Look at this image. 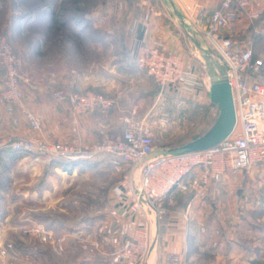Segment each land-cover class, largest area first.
<instances>
[{
	"label": "rangeland",
	"instance_id": "374dc122",
	"mask_svg": "<svg viewBox=\"0 0 264 264\" xmlns=\"http://www.w3.org/2000/svg\"><path fill=\"white\" fill-rule=\"evenodd\" d=\"M165 7L164 0H0V37L13 45L28 72L23 89V84L33 76L27 62L39 67L38 73L60 58L77 61L83 67L91 61L102 62L109 51L102 38L103 26L115 31L111 41L120 47L122 37L129 31L131 16L146 14L153 8L165 10ZM246 20L248 24L241 30L237 24L226 30L230 29L235 37L234 33L241 34L246 28L243 37L235 38L251 48L253 56L264 59V13L258 19L246 17ZM207 42L209 61L202 58L196 69L206 87L228 69L216 44L208 39ZM102 69H98L99 76ZM4 76L0 65V92ZM258 76L264 82V65ZM187 106L185 109L172 104V109L166 106L152 112L146 120L128 122L127 119L123 127L113 125L111 133L97 141L119 135L118 129L125 130L130 122H145L152 128L156 147L182 145L208 131L219 114L218 106L210 104L205 91L204 102ZM0 108L13 123L19 122L22 107L17 106L12 114L1 103ZM12 115L17 120L13 121ZM32 136L83 147L97 142L83 145ZM32 136L0 135V264H126L119 256L126 234L122 238L111 235L113 226L107 220L117 218L112 209L113 201L119 197L116 190L122 188V196H130L132 180L138 182L137 175L113 156L83 159V164L76 167L74 164L81 159L1 145L5 139ZM238 185L243 187L240 182ZM255 200L258 207L264 204L263 198ZM258 218L260 215L254 213L253 219Z\"/></svg>",
	"mask_w": 264,
	"mask_h": 264
},
{
	"label": "crops",
	"instance_id": "0c3cea01",
	"mask_svg": "<svg viewBox=\"0 0 264 264\" xmlns=\"http://www.w3.org/2000/svg\"><path fill=\"white\" fill-rule=\"evenodd\" d=\"M221 1L164 0L167 9L153 8L146 14L130 17L129 31L122 37L120 47L111 41L115 31L103 26L102 38L109 51L102 62L91 61L83 67L77 61L60 58L42 73H38L39 67L27 62L33 76L23 84L24 105L40 118L42 128L33 130L23 113H19V122L13 123L0 108V135H40L87 145L109 135L113 125L123 127L127 119L128 122L146 120L152 112L166 106L172 109V104L186 109L190 103L204 102V91L209 96L210 83L206 87L201 81V87L195 90L179 84L160 89L138 67L136 59L145 46H158L180 55L185 67L196 71L202 58L209 61V43L204 32L213 7ZM173 5L183 14L184 21ZM236 24L241 30L248 21L242 14L233 26ZM245 29L234 34L243 37ZM224 33L233 34L230 29ZM100 68H103L101 76ZM92 89L115 98L116 106L76 114L71 100H59L55 96L59 92L70 94ZM210 104L214 105L211 100ZM123 131L122 128L117 132ZM83 161L78 160L74 166ZM239 182L243 187H237ZM185 183L188 188L172 190L157 211L137 209L130 196L117 193L119 197L112 206L117 218L107 220L113 226L111 235L122 238L126 234V239L148 223L155 237L149 264H264V222H261L264 204L258 207L255 200L264 199V160L236 174L225 175L220 182L203 186L198 172H193ZM259 187L262 188L258 190ZM256 212L260 215L258 220L253 219Z\"/></svg>",
	"mask_w": 264,
	"mask_h": 264
},
{
	"label": "built area",
	"instance_id": "2783aa9c",
	"mask_svg": "<svg viewBox=\"0 0 264 264\" xmlns=\"http://www.w3.org/2000/svg\"><path fill=\"white\" fill-rule=\"evenodd\" d=\"M264 13V0H222L213 7L205 34L215 43L228 63L226 75L232 86L237 111L234 131L219 144L210 148L183 154L150 156L156 146L152 128L145 122H130L122 134L105 137L83 147L71 143L50 142L41 137L5 139L1 145L20 150L57 155L66 159H90L97 155L113 156L130 167L138 182L132 180L130 195L135 208L157 211L166 196L175 188L186 190L185 179L198 172L200 184L205 186L220 182L225 175L236 174L252 164L264 160V82L259 73L263 58H254L253 51L235 37L225 34L243 14L250 20ZM138 66L161 87L179 84L191 90L199 87L198 73L186 68L183 58L158 46L145 47L137 57ZM0 65L5 72L0 103L12 114L17 106L30 127L39 131L40 118L24 107L22 83L29 76L13 45L0 37ZM59 100H71L76 114L93 112L99 108L112 109L115 98L93 90H77L70 94L57 93ZM11 119L17 120L13 115ZM119 195L122 188L116 190ZM144 195L147 203L141 196ZM155 237L149 225L142 226L132 236L124 239L119 256L126 264H143L148 260Z\"/></svg>",
	"mask_w": 264,
	"mask_h": 264
},
{
	"label": "water",
	"instance_id": "95a60500",
	"mask_svg": "<svg viewBox=\"0 0 264 264\" xmlns=\"http://www.w3.org/2000/svg\"><path fill=\"white\" fill-rule=\"evenodd\" d=\"M174 9L179 17L184 21L183 14ZM209 97L214 105L218 106L219 114L210 129L199 137L190 140L182 145L173 147H156L150 156L160 154H183L192 151L204 150L219 144L227 138L235 129L237 124V111L234 101L232 86L226 73H221L214 77L209 87ZM142 200L147 203L144 195Z\"/></svg>",
	"mask_w": 264,
	"mask_h": 264
},
{
	"label": "trees",
	"instance_id": "16d2710c",
	"mask_svg": "<svg viewBox=\"0 0 264 264\" xmlns=\"http://www.w3.org/2000/svg\"><path fill=\"white\" fill-rule=\"evenodd\" d=\"M254 58H256V57L254 56ZM206 132H207V131H206ZM197 137H199V136H197ZM197 137H196V138H197Z\"/></svg>",
	"mask_w": 264,
	"mask_h": 264
}]
</instances>
